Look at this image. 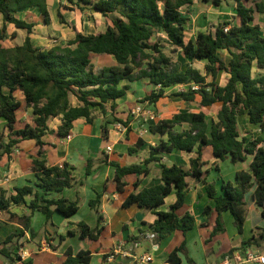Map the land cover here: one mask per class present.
I'll return each instance as SVG.
<instances>
[{
	"label": "trees",
	"instance_id": "1",
	"mask_svg": "<svg viewBox=\"0 0 264 264\" xmlns=\"http://www.w3.org/2000/svg\"><path fill=\"white\" fill-rule=\"evenodd\" d=\"M196 0H67L78 8L87 6L104 16L118 13L113 27L97 35L77 33L74 40L67 46H54L40 50L31 41L30 33L33 25L16 17V13L30 7L39 8L44 22L50 23L47 0H0V14L4 26L0 28V162L5 155L12 158V153L21 140H35L40 146L39 156L44 153L43 137L49 131L48 122L51 118L61 117L62 123L58 129L61 137H70L73 124L80 118L92 121L95 108L105 111V104L110 100H118L129 90L121 87L124 80L135 81L148 78L159 86L157 92H151L140 103L147 101L156 103L163 97L165 89L179 84L192 85L187 91L175 95L182 100L194 101L201 97L202 109L198 113H179L171 119L163 120L149 129L152 133L168 135V143L152 148V154L163 151L170 153L175 150L192 152L198 146L199 157L191 160V169L184 170L178 166L162 165V183L138 194H131L124 202L125 207L137 204L140 207L156 208L165 203V199L176 192L177 200L167 212L157 213V220L150 226V231L156 233L154 242L158 245L174 231L180 230L185 235L195 228V217L189 213L179 217L187 196V178L193 177L202 182V150L211 146L214 156L219 160L230 159L233 163L246 162L253 156L248 171L238 172L235 181L223 182V196H217L214 184H204L209 197L216 201V210L221 214L229 211L235 220L238 232L242 233L246 221V194L256 185L255 201L262 209L264 217V36L259 25L254 24L255 13L264 14V3L256 2L249 7L250 0H233L235 10L240 18V24L224 21L217 26H211L208 32H199L196 39L187 36V22L182 9L190 7ZM221 6L225 0H197ZM71 9V8H68ZM62 19V16H61ZM16 28L26 29L28 35L23 45L5 47L3 42L9 38L6 24ZM229 30L226 31V28ZM157 32H164L165 42L173 46L175 51L181 49L184 56L192 63L186 70L178 62H174L160 48L159 42H152ZM15 37V36H12ZM221 50H227L231 56L226 63L220 55ZM153 52L154 54H151ZM112 55L117 65L111 67H95L91 54ZM195 61L205 62V74L194 66ZM146 63V68H144ZM256 69L262 70L257 72ZM137 70L138 73L136 72ZM221 71L230 77L226 86H220L216 78ZM211 77L212 81L207 82ZM194 86H198L194 89ZM22 92L26 106L31 108L35 116V125H27L17 130V111L21 102L16 93ZM76 98L78 105L72 104ZM220 105L216 120L208 118L207 109ZM117 108L112 105L113 111ZM247 114L251 124L261 129V135L248 141L240 140L238 120ZM123 123L121 120H113ZM189 123L191 129L181 133L173 132L176 125ZM126 125V123H123ZM6 130L9 134L6 136ZM104 137L108 139L105 125ZM141 143L137 144L139 147ZM134 152L135 149H131ZM158 161L151 157L145 163ZM115 184L118 191H123L128 175H148L150 169L140 164L125 166L115 165ZM33 171L42 173L37 186L46 193L61 192L74 185L72 168L64 166H47L45 161L35 159ZM90 171H88L89 173ZM140 180L135 183L138 186ZM16 195L9 201L0 199V211L7 210L11 204H20L27 195H34L31 203L33 211H42L47 219L53 215L52 207L63 215L70 217L79 210L77 202L66 199L57 201L44 200L32 186L16 189ZM46 203L40 206L39 201ZM99 201L91 202L96 208ZM210 207L205 209L209 214ZM19 221L25 229L30 230V218L22 217ZM102 222V218H99ZM103 227L92 230L88 225L80 224V236L90 242L97 241L103 232ZM225 227L218 220V226L212 235L222 233ZM72 235V233L70 232ZM24 231L9 236L3 243L0 255L11 261L22 258L12 255V248L20 249ZM32 236L35 234L32 231ZM61 240V239H60ZM252 242L249 240L243 245ZM185 243L175 249L169 256L172 264H181L178 254L184 252ZM64 264H89L92 260L90 251H80L74 254L68 250Z\"/></svg>",
	"mask_w": 264,
	"mask_h": 264
},
{
	"label": "crops",
	"instance_id": "2",
	"mask_svg": "<svg viewBox=\"0 0 264 264\" xmlns=\"http://www.w3.org/2000/svg\"><path fill=\"white\" fill-rule=\"evenodd\" d=\"M201 2V1H199ZM256 2L264 3V0H250L246 2L252 7ZM50 16V23L44 22L43 16L37 7L26 8L18 13L16 17L33 25L30 37L32 44L40 49H50L54 46L65 47L74 40L77 33L83 35H97L106 32L108 27H113L114 19L119 17L118 13L104 16L90 7L72 5L62 0H47ZM202 3V2H201ZM204 3V2H203ZM209 4V3H204ZM252 4V5H251ZM233 0H225L221 6L217 7V20H211L210 14L197 12L192 20L187 22L186 29L193 23V33L187 36L196 39L199 32H208L210 23L215 26L224 21H231L240 24V18L235 10ZM194 7V4L192 5ZM191 7L190 9H193ZM71 8V9H68ZM186 8V7H185ZM183 13V11H182ZM260 14L263 17L264 14ZM1 15V14H0ZM234 15L235 22L233 21ZM2 16V15H1ZM62 16V19H61ZM254 24L259 25L263 33L262 22H257L256 14ZM4 26L3 17L0 28ZM9 38L3 42L5 47L23 45L28 35L26 29L16 28L13 24L7 23ZM190 28V29H191ZM165 42L164 32H157L153 38V43L159 40ZM15 36V37H12ZM161 41V42H162ZM159 42L161 50L174 62L186 70L192 63L187 59L183 51H175L173 46L172 54H168ZM154 54L153 52H150ZM220 55L226 63H229L231 56L227 50H221ZM98 57V62L94 63V58ZM91 60L95 67H111L117 65L116 59L107 54H91ZM194 66L205 74V62L195 61ZM146 68V63H144ZM139 70L136 72L138 73ZM257 72L262 70L256 69ZM230 75L221 71L216 82L220 86H226ZM212 78L208 77L207 82ZM128 86L127 93L118 100H110L105 104V111L95 108L92 113V121L80 118L73 124L70 137H61L58 129L62 123L61 117L51 118L48 122L49 131L43 137L44 153L40 157V146L35 140H21L12 153L10 159L5 155L0 162V199L9 201L16 195V189L32 186L35 193L44 200L57 201L66 199L70 202H77L79 210L73 216L67 217L52 207L53 215L50 220L39 210L33 211L31 203L35 200L34 195H27L25 201L20 204H11L7 210L0 211V250L3 248L5 240L13 235L24 231L21 240V248H12V255L22 258L21 261H11L0 255V264H64L68 257V250L74 254L80 251H90L92 260L89 264H172L169 262L170 254L184 243L185 250L178 254L182 260L181 264H210L222 263L227 258H232L237 254H246L249 251L264 254V217L262 209L256 204V185L249 189L246 194V221L243 232H238L235 226L233 215L229 211L221 214L216 210V201L209 197L204 180L207 184H214L217 196H223L222 189L224 181L234 182L238 172L248 171L253 161V156H249L246 162L233 163L229 158L225 160L217 159L213 154L211 146L202 150L204 172L202 182L193 177L187 178L188 188L184 206L177 211L179 217L187 213L193 215L196 220L195 228L185 235L182 231L176 230L171 235L164 238L158 245L149 235L150 226L155 223L159 212H167L176 202L177 195L173 191L165 199V203L156 208L140 207L137 204L129 207L124 206L125 200L131 194H138L144 189L161 184L162 165L168 167L178 166L186 171L191 169V160L199 157L198 146L192 152L175 150L170 153L160 151L152 154V148H156L162 142L168 143V135L152 133L151 126H156L159 122L171 119L179 113H198L202 109L201 97L197 95L194 101H184L175 94L187 91L192 85L179 84L165 89L163 97L156 103L149 101L140 103L151 92H157L159 86L153 85L148 78L137 79L135 81L124 80L121 87ZM198 87V86H197ZM17 99L21 102V107L17 111V130L25 128L27 125H35V116L31 108L26 106L25 97L22 92L16 93ZM72 104L78 105L76 98H72ZM116 104L115 111L112 105ZM149 110L154 114V119H149L144 114H137L136 108ZM220 105H215L207 109L208 118L216 120ZM21 114V115H20ZM26 117V119H25ZM121 120L123 123L113 121ZM107 127L108 139L104 137V127ZM191 129L189 123L176 125L173 132L181 133ZM238 131L240 140L248 141L256 139L261 135V129L250 123L248 115L239 117ZM9 131L6 130V135ZM141 143L139 147L137 144ZM112 146V151L108 152L106 147ZM131 149H135L131 152ZM151 157L158 161H152L148 165L145 163ZM35 159L45 161L47 166H64L67 164L72 168L74 185L61 192H45L37 184L42 173L33 171ZM140 164L148 167V175H128L125 178L127 183L123 191L117 190L115 184L116 167ZM88 171H90L88 173ZM140 180L138 186L135 183ZM98 200L96 208L91 206V202ZM40 206L46 203L39 201ZM207 207L211 208L209 214L205 213ZM22 217L30 218L31 229H25L19 221ZM102 218V222L99 218ZM225 227V231L212 235L218 226V220ZM88 225L92 230L103 227L101 237L94 242L83 239L80 236V224ZM32 231L35 236H32ZM72 233V235L70 234ZM61 239V240H60ZM252 240L250 244L243 245L244 242ZM114 258L110 260V255ZM144 256H151V262H141ZM240 264H260L254 262Z\"/></svg>",
	"mask_w": 264,
	"mask_h": 264
},
{
	"label": "rangeland",
	"instance_id": "3",
	"mask_svg": "<svg viewBox=\"0 0 264 264\" xmlns=\"http://www.w3.org/2000/svg\"><path fill=\"white\" fill-rule=\"evenodd\" d=\"M254 1H256V0H254ZM252 5V4H251ZM252 6H254V5H252ZM191 7H193V6H190V7H186V8H183L182 9V11H183V15L186 17V18H188L189 19V21H191L192 20V17H195V16H193V15H196V13L197 12H204V13H206V14H210V19L212 20H217L218 18H217V9H215V7H213L212 6V4L211 3H209V4H204L203 2L201 3V2H199V1H195V3H194V7H193V9H190ZM217 12H216V11ZM256 14V20H257V22H262V24H263V29H264V16L263 17H260V14L259 13H255ZM192 16V17H191ZM231 17H233V21L235 22V18L236 17H234V15H232ZM2 23V16L0 15V24ZM193 25V23H191L190 22V24H189V26L187 27L188 28V30H187V33L188 34H192L193 33V31H192V28L190 27V26H192ZM210 26H215L214 24H211L210 23ZM191 28V29H190ZM263 33H264V30H263ZM159 36H161V35H159ZM159 40H160V42L162 41V36L161 37H159ZM161 45H162V47L164 48V50L168 53V54H172L173 52H172V49L169 47V46H167V44H165V42H161ZM172 55H174V54H172ZM175 56L176 55H174V58H175ZM98 57H95L94 58V63H97L98 62ZM21 115V114H20ZM25 119H26V117H25ZM0 128H4V123L3 122H1L0 121ZM7 136V135H6Z\"/></svg>",
	"mask_w": 264,
	"mask_h": 264
},
{
	"label": "built area",
	"instance_id": "4",
	"mask_svg": "<svg viewBox=\"0 0 264 264\" xmlns=\"http://www.w3.org/2000/svg\"><path fill=\"white\" fill-rule=\"evenodd\" d=\"M62 1H67V0H62ZM228 30H229V27L226 28V31H228ZM197 88H198L197 86H194V89H197ZM136 112H137V114H144L149 119H154V114L152 112H150L149 110H143V108L138 107V108H136ZM106 149L108 152H111L112 146L108 145L106 147ZM149 237L151 239H154L156 237V233H151L149 235ZM113 258H114V255L111 254L110 260H112ZM140 261L141 262H151L152 257L151 256H144L140 259ZM248 262L264 264V254L249 251L244 255L237 254L236 256H233L232 258L229 257V258L225 259L224 261H222V263H220V264H240V263H248ZM210 264H219V263H210Z\"/></svg>",
	"mask_w": 264,
	"mask_h": 264
}]
</instances>
